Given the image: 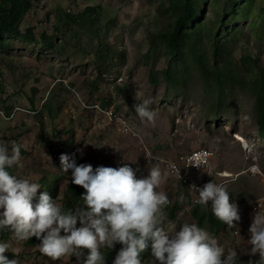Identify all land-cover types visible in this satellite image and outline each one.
I'll return each mask as SVG.
<instances>
[{"label":"rangeland","instance_id":"rangeland-1","mask_svg":"<svg viewBox=\"0 0 264 264\" xmlns=\"http://www.w3.org/2000/svg\"><path fill=\"white\" fill-rule=\"evenodd\" d=\"M183 1H33L20 30L32 29L38 42L10 36L7 48L0 49V142L9 152L13 143L20 146L12 175L41 185L33 204L47 192L65 210L81 201L70 200L72 172L62 173V154L94 171L128 164L140 179L156 162L165 168L164 160L176 155L175 141L210 148L217 171L231 176L219 184L241 219L217 234L208 223L203 229L226 250L237 251L236 264H248L259 259L247 244L251 207L264 198V139L253 93L264 75V0H253L249 10L242 8L243 0H191L198 19L187 32L198 37L197 45L175 60L156 37L171 31ZM43 36L51 46L44 47ZM216 46L222 49L217 60ZM144 99L152 100L154 124L134 111ZM111 112L127 120L133 137L110 124L105 113ZM44 180L54 185L43 186ZM181 190L171 176L157 189L168 196L165 211L177 231L184 223L197 224ZM211 208L209 201L198 212L208 215ZM0 242L10 245L5 255L18 264H77L76 257L52 261L39 252L40 240L17 242L7 229L0 230ZM120 246L101 252H113L114 261Z\"/></svg>","mask_w":264,"mask_h":264},{"label":"clouds","instance_id":"clouds-1","mask_svg":"<svg viewBox=\"0 0 264 264\" xmlns=\"http://www.w3.org/2000/svg\"><path fill=\"white\" fill-rule=\"evenodd\" d=\"M151 103V99H144L133 107L142 122L154 124ZM209 155L193 153L187 158L186 167L206 169ZM19 162L20 146L13 143L9 152L8 145L0 142V230H9L17 242L35 237L41 241L39 252L52 261L76 257L77 264H105L101 248L112 249L120 244L113 264H142L141 254L150 241L153 264L237 262L236 250H226L196 223H184L177 231L168 219V196L157 189L169 176H180L175 163L163 162L166 167L162 170L156 162L147 177L137 179L128 164L118 168L100 166L94 171L91 165L77 166L74 159L62 154V173L71 169V183L85 190L81 202L74 209L65 210L47 192L41 193L33 204L41 185L10 174L8 169ZM250 171L254 173L255 167ZM202 172L211 176L210 171ZM192 189L198 193L194 203L207 206L211 201L215 218L229 229L236 227L234 222L241 219L238 206L230 202L224 185L212 181L199 188L193 185ZM249 233L250 254L259 259L249 260L248 264H264V211L255 212ZM9 247L0 242V264H18L5 255Z\"/></svg>","mask_w":264,"mask_h":264},{"label":"trees","instance_id":"trees-1","mask_svg":"<svg viewBox=\"0 0 264 264\" xmlns=\"http://www.w3.org/2000/svg\"><path fill=\"white\" fill-rule=\"evenodd\" d=\"M33 1L35 0H2V3L0 4V49L7 48V38L10 36L24 39L28 43L38 42L32 29H28L25 33H22V31L20 30V26L23 22L24 17L32 9ZM242 3H246L242 8L244 10H249L252 6L253 0H243ZM247 5L248 7L246 8L245 6ZM235 9L238 10V8ZM176 10L179 11L178 19L174 23L171 31L167 34H162L156 37V40L161 39L166 44V48L172 58L178 60L183 56V50L186 47H191L190 53L195 51L194 47L195 45H197L198 37L196 38V35L194 34H188L186 30L189 26H193V24L196 25L198 18L197 15H195L192 11L191 0L183 1L181 5L177 6ZM223 34L225 33H222L221 35ZM41 41L44 42V47L51 46V40L46 36H43ZM191 42L193 44H190ZM221 55L222 49L219 46H216L214 56L215 60H217ZM199 63L202 67V63ZM166 74V78L170 81L172 75L170 69L168 70V72H166ZM224 83L225 81H220V86H222ZM253 93L256 97L255 114L259 127V136L264 139V75H262L261 78L254 83ZM8 171L10 172V174H12L11 169H8ZM53 185V181L48 182L47 180H44L43 186L51 187ZM69 185L70 186L68 188V194L71 197L70 200L74 202H80V198L84 194L85 190L82 187L76 186L72 183ZM66 207L64 206L63 208L66 209ZM199 208L200 207L192 211L193 217L197 221V225L199 227L203 228L204 225L208 223L213 234H217L220 231L226 229L227 225L217 220L212 212L208 215L199 214ZM121 247L122 246L119 247V250ZM111 253L113 252H109V250L103 252V254L105 255V264H113ZM85 254H87V250H85ZM150 255L151 242L149 241V247L145 250V252L141 254L142 264H153V260ZM7 257L9 259H12V256Z\"/></svg>","mask_w":264,"mask_h":264},{"label":"built area","instance_id":"built-area-1","mask_svg":"<svg viewBox=\"0 0 264 264\" xmlns=\"http://www.w3.org/2000/svg\"><path fill=\"white\" fill-rule=\"evenodd\" d=\"M105 118L109 120L110 124L115 122L116 127L118 128V131L120 135L127 136V137H133V130L132 127L128 124L127 120L122 119L118 115L111 113H105ZM171 149H173L176 152V155L169 159L164 160L170 161L172 163H175L176 166L180 169V176H177L175 174L171 175V177L179 184L182 191V198L187 197L189 200L187 203H189L190 210L193 211L194 209L201 207L203 205H199L194 203L196 198L198 197V193L192 189V186L195 185L196 187H203L204 184L209 182H214L219 184V180L226 179L225 176L226 172H218L216 169V161H217V155L214 151H212L210 148L203 147L202 145H198L197 147H190L186 146L184 143L175 141L174 144H171ZM198 152H204L209 153L210 155L207 157L208 165L206 169H201L202 171H210L211 176H209L207 173L202 172L200 169H197L195 167H186L188 161L187 158L192 156L193 153ZM164 166L166 167V164L164 163ZM223 174V175H222ZM257 210L264 211V198L251 207L252 215L254 216L255 212Z\"/></svg>","mask_w":264,"mask_h":264},{"label":"bare ground","instance_id":"bare-ground-1","mask_svg":"<svg viewBox=\"0 0 264 264\" xmlns=\"http://www.w3.org/2000/svg\"><path fill=\"white\" fill-rule=\"evenodd\" d=\"M238 139V142H240L241 144H242V146H243V148L245 149V150H247L248 149V144L243 140V139H240L239 137H237ZM245 145H247V147H245ZM222 177H225V178H229V177H231L229 174H227V172H226V175L225 176H222Z\"/></svg>","mask_w":264,"mask_h":264}]
</instances>
